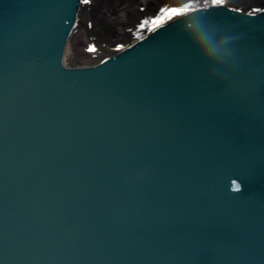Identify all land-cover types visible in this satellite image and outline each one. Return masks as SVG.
Masks as SVG:
<instances>
[{
    "label": "water",
    "instance_id": "water-1",
    "mask_svg": "<svg viewBox=\"0 0 264 264\" xmlns=\"http://www.w3.org/2000/svg\"><path fill=\"white\" fill-rule=\"evenodd\" d=\"M79 3L0 0V264H264V17L75 74Z\"/></svg>",
    "mask_w": 264,
    "mask_h": 264
},
{
    "label": "bare ground",
    "instance_id": "bare-ground-1",
    "mask_svg": "<svg viewBox=\"0 0 264 264\" xmlns=\"http://www.w3.org/2000/svg\"><path fill=\"white\" fill-rule=\"evenodd\" d=\"M185 3L191 4L187 9L190 14L174 20L172 24L176 27L210 16L204 11L210 7L206 0H89L87 4L79 3L59 59L75 74L127 62L160 38L159 33L138 30L139 22L151 19L162 6L182 7ZM83 9L86 10L82 13ZM253 9L260 11L253 12ZM209 11L254 20L264 17V0H225L222 9ZM81 17L86 22L84 36L87 40L82 35ZM117 44L120 51H117ZM90 46H94V51H87Z\"/></svg>",
    "mask_w": 264,
    "mask_h": 264
},
{
    "label": "snow or ice",
    "instance_id": "snow-or-ice-1",
    "mask_svg": "<svg viewBox=\"0 0 264 264\" xmlns=\"http://www.w3.org/2000/svg\"><path fill=\"white\" fill-rule=\"evenodd\" d=\"M81 4H87L89 3V0H79ZM206 3L210 4V7H207L204 9V11L210 15V16H218L219 12H210L209 9H222L224 7L225 0H206ZM62 9H64L66 6H60ZM191 8L190 3H185L182 7L178 6H162L158 9V12L151 18V19H143L139 22L138 30L141 31H147L151 34L159 33L160 37L166 38L169 34L174 32L175 25L172 24L174 20H178L180 18H183L184 16L190 14L187 9ZM235 11V10H233ZM260 11L258 9H253V12ZM251 15V13L249 14ZM248 23H254V21H249ZM163 30V31H161ZM258 34H264V24L260 26L259 29H251L247 34H245V38L247 41V47H250ZM156 38L155 36L153 37ZM121 48L118 46L117 51H120ZM160 51H169L172 50L171 46H169L167 43H164V45L158 49ZM87 51L92 52L94 51V46H90ZM224 90V89H223ZM224 92L227 95H233L234 92L226 91ZM248 93H243V97H247ZM241 180V184H243L244 179L242 177H239ZM241 184H237L235 180L232 182V190L239 194L242 191ZM233 198V197H232Z\"/></svg>",
    "mask_w": 264,
    "mask_h": 264
},
{
    "label": "rangeland",
    "instance_id": "rangeland-1",
    "mask_svg": "<svg viewBox=\"0 0 264 264\" xmlns=\"http://www.w3.org/2000/svg\"><path fill=\"white\" fill-rule=\"evenodd\" d=\"M85 10H86V9H83V10H82V13L85 12ZM80 23L82 24V28H83V29L81 28V30H82V35L84 36L85 31H86V25H85L86 22L84 21V19H83L82 17H81V22H80ZM95 25H96V24H95ZM80 34H81V33H80ZM84 38H85V36H84ZM120 39H121V38H120ZM85 40H87V36H86ZM119 41H120V40H119ZM107 42H108V43H111L110 40H107ZM113 44H114V43H113ZM103 52H104V51H103ZM106 56H107V55H106ZM71 63H73V64H77L76 61H75V63H74V61H73V62L71 61Z\"/></svg>",
    "mask_w": 264,
    "mask_h": 264
}]
</instances>
